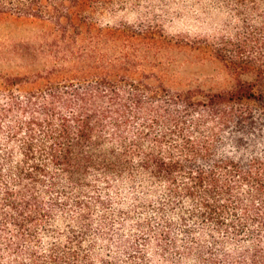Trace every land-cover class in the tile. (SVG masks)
<instances>
[{
  "label": "trees",
  "instance_id": "16d2710c",
  "mask_svg": "<svg viewBox=\"0 0 264 264\" xmlns=\"http://www.w3.org/2000/svg\"><path fill=\"white\" fill-rule=\"evenodd\" d=\"M131 1L0 0L59 26L57 65L0 81V264H264V0H226L255 24L206 47L235 83L204 96L97 25Z\"/></svg>",
  "mask_w": 264,
  "mask_h": 264
},
{
  "label": "rangeland",
  "instance_id": "374dc122",
  "mask_svg": "<svg viewBox=\"0 0 264 264\" xmlns=\"http://www.w3.org/2000/svg\"><path fill=\"white\" fill-rule=\"evenodd\" d=\"M235 9L226 0H141L100 8L94 20L101 28L146 33L147 38L136 41L146 58L144 67L148 71L165 69L176 89H199L204 96L208 91L229 90L235 83L224 65L204 54L207 46L214 48L224 37L235 39L245 26L255 24L244 22V16H252L241 17ZM88 39L85 35L81 43H88ZM121 40L111 44L112 51L124 47ZM57 53L59 26L52 21L0 15V81L6 75H32L47 65L55 66ZM242 78L256 81L252 75ZM255 90L264 92V80L256 83ZM135 216L155 225L158 221L151 208L137 211ZM118 255L122 257V253Z\"/></svg>",
  "mask_w": 264,
  "mask_h": 264
}]
</instances>
